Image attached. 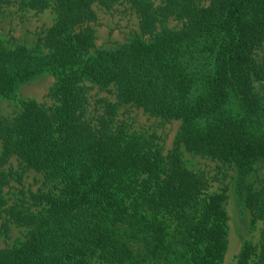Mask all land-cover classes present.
Here are the masks:
<instances>
[{
  "label": "trees",
  "instance_id": "1",
  "mask_svg": "<svg viewBox=\"0 0 264 264\" xmlns=\"http://www.w3.org/2000/svg\"><path fill=\"white\" fill-rule=\"evenodd\" d=\"M7 2V0H0ZM52 8L55 21L29 46L0 40V97L14 100L44 73L55 83L49 107L21 101L0 117V237L11 225L24 240L0 249V264H224L229 246L226 189L191 170L184 152L234 169L233 194L260 223L235 264H264V0H21ZM128 5L138 31L98 48L94 5ZM174 19L181 27L169 28ZM102 111L89 112L90 92ZM179 123L164 153L155 133L117 123L122 106ZM28 170L43 180L12 205L4 188ZM23 190V189H22ZM22 192V191H21Z\"/></svg>",
  "mask_w": 264,
  "mask_h": 264
},
{
  "label": "rangeland",
  "instance_id": "2",
  "mask_svg": "<svg viewBox=\"0 0 264 264\" xmlns=\"http://www.w3.org/2000/svg\"><path fill=\"white\" fill-rule=\"evenodd\" d=\"M97 13V21L91 24L95 30L96 45L98 48L109 49L125 42L133 32L138 31V19L129 6L117 5L112 10L106 11L97 5H94ZM55 13L52 8L43 11H34L22 6L21 0H7L0 2V40H12L16 43H25L29 46L40 45L41 37L47 29L53 25ZM169 28H179L181 23L174 19L166 23ZM264 57V44L257 52L256 58L259 60ZM55 83L54 77L49 73H44L38 79L25 84L19 91L18 97L14 100H6L0 97V117L14 118L21 112V101L34 100L47 107L53 104L50 97L51 89ZM255 87L264 97V89L259 83ZM101 98H107L114 102L115 97L108 90H99L94 88L90 92L89 112L97 114L102 111V103L97 102ZM117 123H125L130 131L138 133H155L160 139L159 143L167 153L172 147L179 123L172 121L163 123L160 119L150 117L140 109L134 107L122 106L119 108ZM2 145L0 142V154ZM184 159L191 170L202 172L209 180V192H220L226 189L228 200L226 209L229 216V246L225 256L224 264H235L236 255L245 240H250L254 244L259 241L261 230L260 223L254 229H249L250 214L240 208L233 194V176L234 169L224 165L221 162L192 156L184 152ZM18 169L19 161L12 158L10 163L0 169L7 170L9 167ZM259 174L264 177V169L259 170ZM43 180L42 174L33 170H28L24 176L22 184L11 182L4 188V196L7 204L12 205L19 198H24L29 192H35ZM258 189H264V183L257 185ZM23 189V190H22ZM22 191V192H21ZM2 219L0 218V225ZM27 230L11 225L8 238L0 237V249L10 247L18 240H24Z\"/></svg>",
  "mask_w": 264,
  "mask_h": 264
}]
</instances>
